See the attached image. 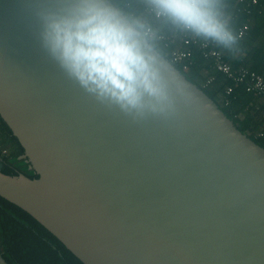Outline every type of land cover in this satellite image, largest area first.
Returning <instances> with one entry per match:
<instances>
[{"label":"water","instance_id":"water-1","mask_svg":"<svg viewBox=\"0 0 264 264\" xmlns=\"http://www.w3.org/2000/svg\"><path fill=\"white\" fill-rule=\"evenodd\" d=\"M117 1L0 0V117L38 176L0 156V197L83 264H264V147ZM101 21L140 58L135 106L83 87L45 41L53 22Z\"/></svg>","mask_w":264,"mask_h":264},{"label":"trees","instance_id":"trees-1","mask_svg":"<svg viewBox=\"0 0 264 264\" xmlns=\"http://www.w3.org/2000/svg\"><path fill=\"white\" fill-rule=\"evenodd\" d=\"M152 2L157 0H118L116 5L129 20L134 22L137 29L143 32L139 23L132 19L131 13L134 12L139 17ZM208 2L211 12L226 6L239 15L238 25L229 29L227 38L220 44V50L223 48L221 52L224 53L225 58L234 49L245 52L243 58L239 57L233 62V69L245 67L264 76V1L256 5L250 4L246 8H243L239 0H208ZM126 3L129 5L127 8H125ZM156 20L157 33L171 34L162 30L173 23L171 16ZM247 21H250L248 33L242 39H237L238 26ZM149 41L162 56L170 59L168 55L170 50L164 43L156 39ZM191 50L193 64L187 72H181L189 81L205 91L227 118L233 121L238 130L264 147V141L258 137V133L264 128L262 97L246 92L243 84L234 86L233 93L226 95L225 88L234 83L226 79L222 73L215 71L213 62L205 59L200 49L194 46ZM176 67L181 69L179 66ZM205 71L209 72L208 77L214 75L216 78L209 87H203L208 78L203 76ZM3 150L10 152L3 155L4 174L16 176L18 172H22L32 179L38 177L33 170H29V164L25 160L19 159L24 154V150L0 117V154ZM11 160L20 163V167L12 164ZM0 254L9 264H83L31 215L2 197H0Z\"/></svg>","mask_w":264,"mask_h":264},{"label":"clouds","instance_id":"clouds-1","mask_svg":"<svg viewBox=\"0 0 264 264\" xmlns=\"http://www.w3.org/2000/svg\"><path fill=\"white\" fill-rule=\"evenodd\" d=\"M157 4L163 12L197 33L221 40L227 38L214 19L208 0H157ZM45 41L61 66L83 87L89 91L98 89L101 94L136 105V83L142 65L114 26L101 21L86 31L71 34L53 22L48 25ZM90 85H95V89Z\"/></svg>","mask_w":264,"mask_h":264},{"label":"built area","instance_id":"built-area-1","mask_svg":"<svg viewBox=\"0 0 264 264\" xmlns=\"http://www.w3.org/2000/svg\"><path fill=\"white\" fill-rule=\"evenodd\" d=\"M252 4L256 5L264 0H250ZM129 5L125 4V8ZM169 15L163 12L157 2L150 3L139 17L135 13H131L132 19L138 22L140 27L144 30L142 33L150 39H156L164 43L165 47L169 48V60L175 66H179L180 71L187 72L193 64L192 47H197L202 51L205 59H211L217 72L222 73L226 79L232 81L234 85H229L225 88V94L231 95L234 91V86L243 84L245 91L255 94L263 98L264 103V76L251 71L247 68H239L234 70L232 66L224 59V55L217 49L211 46L208 36L197 33L196 31L187 28L181 24L179 32H174L168 35L157 33L151 18L165 19ZM134 23V22H133ZM249 30L248 25H244L237 32V39H242L246 36ZM208 77V76H207ZM215 76L210 75L203 87H209L215 82ZM258 137L264 141V128L258 133ZM8 154L7 151H1V156Z\"/></svg>","mask_w":264,"mask_h":264},{"label":"crops","instance_id":"crops-1","mask_svg":"<svg viewBox=\"0 0 264 264\" xmlns=\"http://www.w3.org/2000/svg\"><path fill=\"white\" fill-rule=\"evenodd\" d=\"M239 3L243 5V8H246V7H249L250 4H252L251 1L249 0H239ZM254 5V4H253ZM240 11V10H239ZM247 13V12H246ZM213 14V17L214 19L217 21V23L220 25L222 31L224 33H229V29L231 27H236L238 25V18H239V15H237L236 13H234V11L232 10H229L227 9L226 6H223L221 8H217L215 11L212 12ZM170 18V17H169ZM152 20V23L154 25V28H157V20L154 18H151ZM172 21L173 23H170V25H167L166 28L164 27V29L162 30H165L166 32H170V33H174V32H179V31H176L177 29H181V22L175 20L174 18H172ZM244 25H248L249 28H250V21H247V22H244L242 23L240 26H238V30L240 28H242ZM237 30V32H238ZM174 31V32H173ZM248 33V32H247ZM163 34V33H162ZM237 36V35H236ZM208 39L209 41L211 42V46L214 48V49H217L219 50L220 52L223 50V48H221L222 50H220V44L222 42L221 39H216L214 40L213 37H209L208 36ZM217 41V42H216ZM199 49V48H198ZM226 50V49H225ZM223 55L224 53L221 52ZM229 56L227 58L224 57V59L232 66L233 65V62L235 60H237L239 57H244L245 56V52L244 51H239L238 49H234L232 51L229 52ZM210 61H212L211 59H209ZM213 62V61H212ZM214 65V64H213ZM233 68V66H232ZM239 68H245V67H239ZM238 68V69H239ZM214 70L216 71L215 67H214ZM234 70H237V69H234ZM207 73L209 72H204L203 76L206 78L207 76ZM214 76V75H213ZM263 100V98H262Z\"/></svg>","mask_w":264,"mask_h":264},{"label":"rangeland","instance_id":"rangeland-1","mask_svg":"<svg viewBox=\"0 0 264 264\" xmlns=\"http://www.w3.org/2000/svg\"><path fill=\"white\" fill-rule=\"evenodd\" d=\"M7 153L10 154V152H7ZM11 163L17 167H20V163H16L15 160H11Z\"/></svg>","mask_w":264,"mask_h":264},{"label":"flooded vegetation","instance_id":"flooded-vegetation-1","mask_svg":"<svg viewBox=\"0 0 264 264\" xmlns=\"http://www.w3.org/2000/svg\"><path fill=\"white\" fill-rule=\"evenodd\" d=\"M1 156V155H0ZM1 158L4 160V158L1 156ZM5 161V160H4Z\"/></svg>","mask_w":264,"mask_h":264}]
</instances>
